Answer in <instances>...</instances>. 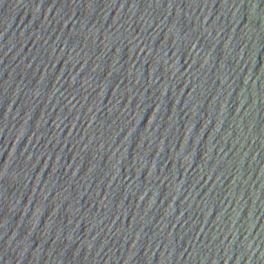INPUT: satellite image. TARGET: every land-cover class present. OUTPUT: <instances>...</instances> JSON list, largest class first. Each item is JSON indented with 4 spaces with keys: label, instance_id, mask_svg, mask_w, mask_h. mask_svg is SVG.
Returning <instances> with one entry per match:
<instances>
[{
    "label": "water",
    "instance_id": "95a60500",
    "mask_svg": "<svg viewBox=\"0 0 264 264\" xmlns=\"http://www.w3.org/2000/svg\"><path fill=\"white\" fill-rule=\"evenodd\" d=\"M0 264H264V0H0Z\"/></svg>",
    "mask_w": 264,
    "mask_h": 264
}]
</instances>
